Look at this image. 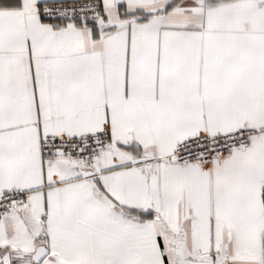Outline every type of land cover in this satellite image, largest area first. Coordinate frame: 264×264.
<instances>
[{"label": "snow or ice", "instance_id": "6c2138e0", "mask_svg": "<svg viewBox=\"0 0 264 264\" xmlns=\"http://www.w3.org/2000/svg\"><path fill=\"white\" fill-rule=\"evenodd\" d=\"M0 264H264V0H0Z\"/></svg>", "mask_w": 264, "mask_h": 264}]
</instances>
